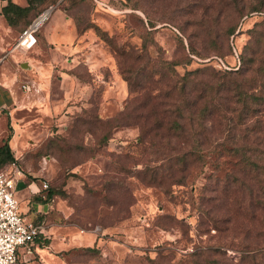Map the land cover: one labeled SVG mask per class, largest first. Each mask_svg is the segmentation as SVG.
<instances>
[{"label":"rangeland","instance_id":"1","mask_svg":"<svg viewBox=\"0 0 264 264\" xmlns=\"http://www.w3.org/2000/svg\"><path fill=\"white\" fill-rule=\"evenodd\" d=\"M109 1L58 0L35 44L1 57L20 101L0 110V144L20 207L24 188L42 205L40 251L17 263L264 264V106L234 95L264 97V0ZM57 18L77 26L61 47L44 43ZM184 103L205 112L179 137Z\"/></svg>","mask_w":264,"mask_h":264},{"label":"built area","instance_id":"2","mask_svg":"<svg viewBox=\"0 0 264 264\" xmlns=\"http://www.w3.org/2000/svg\"><path fill=\"white\" fill-rule=\"evenodd\" d=\"M52 9L47 7L38 13L17 35L13 48L27 50L36 42L35 32L45 21ZM24 91L30 89L22 84ZM14 169V162L0 167V264H18L17 251L22 247L29 250L35 239L43 238V228L26 219L18 208L14 197V186L19 172ZM42 183L41 188H46Z\"/></svg>","mask_w":264,"mask_h":264},{"label":"trees","instance_id":"3","mask_svg":"<svg viewBox=\"0 0 264 264\" xmlns=\"http://www.w3.org/2000/svg\"><path fill=\"white\" fill-rule=\"evenodd\" d=\"M58 0H26V5L21 7L18 6L14 3H12L11 0H5V4L1 7L0 9V13L2 14V16L4 17L6 23L10 26H13L14 28H17L18 30H22L23 28L26 27V25L38 14L40 13L42 10L46 9L47 7L51 6L52 4L56 3ZM75 1V0H74ZM109 0H107L108 2ZM115 1V0H114ZM121 1V0H120ZM110 3H112V0L109 1ZM89 26H87L86 28L92 27L93 30L97 29V26L90 23L88 24ZM74 28L77 32V26L74 25ZM247 70V68L245 69ZM236 74L241 73L242 69L240 66H238L235 70H234ZM197 73H199L198 69L192 70V71H184V73L180 76L181 79V87L180 90H183V86L187 85L188 82H190L191 80L189 79L188 75H197ZM235 90H237V85H235ZM235 101H239V103L242 105L243 108H249V105L246 101H248V99H244L245 97H247L248 95H253L256 96L257 98H252L254 99L255 103L257 105H261L264 106V97L260 98L259 95L256 94H248L246 92H241L240 90H238L237 92H235ZM250 102H252L250 100ZM185 104V103H184ZM184 108H187L186 111L189 112V115L186 119V117L183 115L184 110L183 107L182 108H176V118L172 119L171 121H169L168 126H167V130L170 132L172 131L175 135L181 137H185L186 135H188V132L185 131V123H182V121H189L190 119H192L191 121V130L193 131V133L197 132L199 129V126L197 124V121H195V118H201L204 114V110L201 109L199 111V109L196 110V108H191L188 107L186 104L184 105ZM193 124H195L193 126ZM196 128H198L196 130ZM195 130V131H194ZM192 134V133H191ZM193 136V134H192ZM196 140V145L194 147H192V150L194 153H198L199 152V140L197 138V136H193ZM8 139H9V134H7V137L3 140V142L0 144V167L10 164L13 162V155L11 153V150L9 148L8 145ZM145 142V134L142 136V142ZM151 145V142H150ZM198 149V150H197ZM237 147L234 148V150H236ZM191 150V147H190ZM189 150V151H190ZM181 157L180 160L181 162H185L187 155H185L184 153H181ZM235 154V153H234ZM238 156V155H236ZM196 157L198 158L199 155H196ZM240 160L244 161L246 164L252 165L254 166V163L251 161L250 158H245ZM51 196V191L48 190L46 193V198H49ZM45 198V199H46ZM202 253L198 254L197 256L201 255Z\"/></svg>","mask_w":264,"mask_h":264},{"label":"crops","instance_id":"4","mask_svg":"<svg viewBox=\"0 0 264 264\" xmlns=\"http://www.w3.org/2000/svg\"><path fill=\"white\" fill-rule=\"evenodd\" d=\"M11 1H12V3H14L18 6H21V7L26 5V0H11ZM4 4H5V0H0V9ZM55 9H57V8H55ZM57 11H59V10L57 9ZM59 18H60V14H59ZM59 18H57L58 19L57 21L55 20V23H56L55 25H51V27H50L51 30H49L48 35L46 36L44 43H46L48 45L57 44L58 47H61L62 44H64L66 41H69L71 38H73V35H76L77 32H76L74 26L70 25V22L68 23V21H66V19H65V21L62 20L63 21L62 22ZM19 32H20V30H18L17 28H14L13 26L8 25L6 23L4 17L2 16V14L0 13V54H1L0 63L2 61L1 57L4 55V51L10 50V49H15L12 46L15 43V40H16ZM12 40H14L13 43H12ZM13 80L15 81V77H13V79H10L7 82V80H5L4 76H0V110L13 108L14 105L18 106V103L20 101V97L19 98L16 97L14 95L12 89L10 88V84L11 83L13 84ZM22 84H24V83H22ZM21 85H20V88H21ZM16 183L24 184L23 181L19 179V177L16 180L15 184ZM24 187H25V185H24ZM14 188H15V186H14ZM24 189H25V192H24V195L22 196V200L25 199L23 201H24V203H26V205L24 207H20L19 201H21V200H18V198L16 197V192H14V197L18 203V208L21 211V213L25 215L26 219L33 221L35 223V221L32 219V217H36L38 212L42 211V205L31 202L30 199L28 198L26 188H24ZM87 238H88V240H90V237H87ZM40 241H41V238L35 239L33 244L30 246V248L35 247V251L39 253L40 250L37 249L38 248L37 245H38V243H40ZM51 256L49 255L46 257L45 254H42L41 260L46 264H56V262H57L56 258L54 256H52V257Z\"/></svg>","mask_w":264,"mask_h":264},{"label":"water","instance_id":"5","mask_svg":"<svg viewBox=\"0 0 264 264\" xmlns=\"http://www.w3.org/2000/svg\"><path fill=\"white\" fill-rule=\"evenodd\" d=\"M23 66H26V64H25V63H23Z\"/></svg>","mask_w":264,"mask_h":264}]
</instances>
